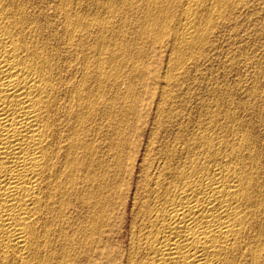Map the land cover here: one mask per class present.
Listing matches in <instances>:
<instances>
[{
  "label": "bare ground",
  "instance_id": "6f19581e",
  "mask_svg": "<svg viewBox=\"0 0 264 264\" xmlns=\"http://www.w3.org/2000/svg\"><path fill=\"white\" fill-rule=\"evenodd\" d=\"M0 264H264V0H0Z\"/></svg>",
  "mask_w": 264,
  "mask_h": 264
},
{
  "label": "rangeland",
  "instance_id": "374dc122",
  "mask_svg": "<svg viewBox=\"0 0 264 264\" xmlns=\"http://www.w3.org/2000/svg\"><path fill=\"white\" fill-rule=\"evenodd\" d=\"M130 23V22H129ZM218 34V30H215V36H217ZM213 39V37H212ZM219 38H216L214 39V44L216 45V48L215 50H212L211 48L209 49V47H207L209 50H207V48H205L204 53H207V54H204L203 51H202V54L204 55H207L206 58H208L207 61H203L204 63L207 64V67L206 69H201L198 73H193V72H188L190 76L192 77H195V75L197 76L196 78H198L199 80H202V81H206V77L207 79L210 78L212 79L213 77V80H216L218 81L220 84H227V85H233L234 82H235V77H236V73L238 71H236V64L234 62V59L232 58L233 57V54L231 55L230 53L232 52V48H229L228 46L225 45V42L223 43H220V40ZM219 42V43H218ZM217 43V44H216ZM220 46V47H219ZM218 47V48H217ZM211 50H212V53H211ZM228 50V51H227ZM206 51V52H205ZM209 52V53H208ZM229 52V54H228ZM233 53V52H232ZM227 54V57H230L231 58V61L230 64L229 62L226 63L224 62V59L226 57ZM150 55H155L153 53H151ZM224 55V56H223ZM230 55V56H229ZM159 56H160V59H161V64L164 63L165 61V57H166V54L163 52L162 54L159 53ZM232 56V57H231ZM204 57V56H203ZM205 58V57H204ZM223 60H222V59ZM211 60V61H210ZM233 60V61H232ZM223 61V62H221ZM226 64V65H224ZM211 65V67H210ZM228 65V66H227ZM221 66H222V69H221ZM219 67V68H218ZM213 69V70H212ZM230 71V72H229ZM206 74H205V73ZM213 72V73H212ZM192 73V74H191ZM226 73V74H225ZM211 74V75H210ZM194 75V76H193ZM225 76V77H224ZM201 79H200V78ZM204 78V79H203ZM227 78V79H226ZM224 81V82H223ZM231 85V86H232Z\"/></svg>",
  "mask_w": 264,
  "mask_h": 264
}]
</instances>
